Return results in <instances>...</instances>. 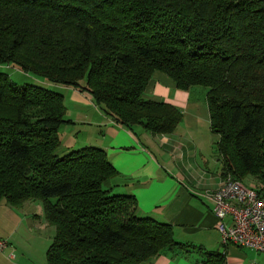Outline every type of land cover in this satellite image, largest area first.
Returning <instances> with one entry per match:
<instances>
[{
  "label": "trees",
  "instance_id": "obj_1",
  "mask_svg": "<svg viewBox=\"0 0 264 264\" xmlns=\"http://www.w3.org/2000/svg\"><path fill=\"white\" fill-rule=\"evenodd\" d=\"M0 63L86 91L120 124L172 133L182 111L143 94L155 71L207 88L225 177L264 182V0H0ZM64 96L0 71V203L41 200L56 233L48 264H145L172 224L137 214L104 149L58 152ZM264 189V188H263ZM225 264L223 252L205 251Z\"/></svg>",
  "mask_w": 264,
  "mask_h": 264
},
{
  "label": "crops",
  "instance_id": "obj_2",
  "mask_svg": "<svg viewBox=\"0 0 264 264\" xmlns=\"http://www.w3.org/2000/svg\"><path fill=\"white\" fill-rule=\"evenodd\" d=\"M206 95L207 89H180L167 74L155 71L143 96L172 104L183 113L175 131L164 134L141 124L124 126L97 105L90 93L70 89L74 114L84 116L80 122L88 126L71 136V147L65 146L62 152L86 146L104 149L118 172L107 187L113 193L134 195L138 215L172 224L176 240L189 245V250L171 249L145 264H213L205 260V251L225 253V264H264V252L224 243L218 228L209 194L220 187L224 176L217 153L220 135L211 130ZM70 120L75 124L76 120ZM255 181L248 186L264 188V182ZM7 205L1 208L6 221L14 226L1 238L11 245L5 249L10 251L9 258L16 259L11 254L12 239L17 238L22 213Z\"/></svg>",
  "mask_w": 264,
  "mask_h": 264
},
{
  "label": "rangeland",
  "instance_id": "obj_3",
  "mask_svg": "<svg viewBox=\"0 0 264 264\" xmlns=\"http://www.w3.org/2000/svg\"><path fill=\"white\" fill-rule=\"evenodd\" d=\"M0 71L8 73L10 78L19 84L33 83L61 93L64 96L65 105L67 106V113L65 117L67 119L76 120V122L75 124L65 123L63 126H61L60 135L63 144L58 152L60 153L65 150V146L69 145L71 147V136L75 137V135L83 133L85 127L88 126V123L80 122L82 121L81 118L84 119V116L80 118L74 114V110H76V108L71 103V87L51 82L46 78L38 76L34 73L24 72L11 63H0ZM198 87L207 89L204 86ZM84 110L87 111V109ZM71 129L73 130V133L71 132ZM68 150L71 151V148ZM252 180L255 181V178H246L244 179V184L248 185V183L250 184ZM27 202L29 204H24L22 207H20V209L10 205L8 206L4 199L0 203V238L4 237L6 232H8L7 230L11 229L14 226L12 225V223L6 221L5 212L3 211L4 208L1 207L7 205V207L16 208L22 213V221L20 222V226H18V233H16V231L14 230L17 238L15 237V241L12 239V248H14V251L16 252L13 251L11 254H15L16 259L9 258V249L0 251V264H2V262L5 264H48L47 251L51 243L53 242L56 228L55 226L49 224L48 220L46 219L44 206L41 200H33Z\"/></svg>",
  "mask_w": 264,
  "mask_h": 264
},
{
  "label": "built area",
  "instance_id": "obj_4",
  "mask_svg": "<svg viewBox=\"0 0 264 264\" xmlns=\"http://www.w3.org/2000/svg\"><path fill=\"white\" fill-rule=\"evenodd\" d=\"M209 195L223 242L264 252V189L228 175ZM9 245L7 239L0 238V250Z\"/></svg>",
  "mask_w": 264,
  "mask_h": 264
}]
</instances>
